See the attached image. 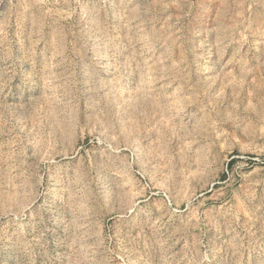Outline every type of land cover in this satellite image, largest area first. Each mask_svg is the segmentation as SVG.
Instances as JSON below:
<instances>
[{
    "label": "rangeland",
    "instance_id": "374dc122",
    "mask_svg": "<svg viewBox=\"0 0 264 264\" xmlns=\"http://www.w3.org/2000/svg\"><path fill=\"white\" fill-rule=\"evenodd\" d=\"M0 264H264V0H0Z\"/></svg>",
    "mask_w": 264,
    "mask_h": 264
},
{
    "label": "crops",
    "instance_id": "0c3cea01",
    "mask_svg": "<svg viewBox=\"0 0 264 264\" xmlns=\"http://www.w3.org/2000/svg\"><path fill=\"white\" fill-rule=\"evenodd\" d=\"M217 17L211 19V25H205L203 28L204 36L196 39L194 43L198 49H203L205 58L219 56V59L236 61L242 60L238 58V45H243L242 40H238L237 26L224 25L218 23ZM242 54V52H241ZM237 66V64H236Z\"/></svg>",
    "mask_w": 264,
    "mask_h": 264
}]
</instances>
